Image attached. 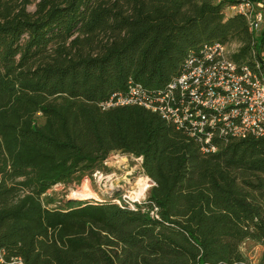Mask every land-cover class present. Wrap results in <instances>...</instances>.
Instances as JSON below:
<instances>
[{"label":"trees","instance_id":"trees-1","mask_svg":"<svg viewBox=\"0 0 264 264\" xmlns=\"http://www.w3.org/2000/svg\"><path fill=\"white\" fill-rule=\"evenodd\" d=\"M235 1L0 0V248L25 264H253L241 246H264V137L203 155L151 110L101 107L164 89L206 44L252 62L264 28L228 15ZM115 152L142 159L145 202L45 199Z\"/></svg>","mask_w":264,"mask_h":264},{"label":"built area","instance_id":"built-area-1","mask_svg":"<svg viewBox=\"0 0 264 264\" xmlns=\"http://www.w3.org/2000/svg\"><path fill=\"white\" fill-rule=\"evenodd\" d=\"M221 1V0H218ZM231 14L245 17L250 33L264 28V2L236 0ZM236 48L213 42L190 52L181 72L164 89L149 91L129 85L101 104L103 110L137 105L183 130L203 155L218 152L231 140L264 137V42L252 62L232 59ZM0 264H25L0 248Z\"/></svg>","mask_w":264,"mask_h":264},{"label":"rangeland","instance_id":"rangeland-1","mask_svg":"<svg viewBox=\"0 0 264 264\" xmlns=\"http://www.w3.org/2000/svg\"><path fill=\"white\" fill-rule=\"evenodd\" d=\"M20 1L23 2L24 0ZM38 1L29 0L30 3L27 5V9L34 11ZM228 15H232L231 12L228 11ZM231 46L236 48L237 44L233 43ZM146 185V189H143ZM153 185L154 182L143 172L141 158L115 152L110 154L104 162L102 170L83 175L79 177V180L69 184L60 183L53 186L45 195V199H54V202L50 204L54 206L59 204L60 200L79 199L74 197L75 193L90 190L95 193V197H93L95 200L105 196L119 195L118 203L135 207L136 203L146 201ZM241 249L253 264H257L264 259V246L261 244L246 241L242 244Z\"/></svg>","mask_w":264,"mask_h":264},{"label":"bare ground","instance_id":"bare-ground-1","mask_svg":"<svg viewBox=\"0 0 264 264\" xmlns=\"http://www.w3.org/2000/svg\"><path fill=\"white\" fill-rule=\"evenodd\" d=\"M144 183V182H143ZM145 185V183H144ZM147 185L143 188L146 189ZM88 189V188H87ZM75 198H79V199H89V198H93L95 197V193H93L90 190H85V191H80L74 194ZM144 197V196H143ZM142 197V198H143ZM137 200V199H136ZM139 200V199H138Z\"/></svg>","mask_w":264,"mask_h":264}]
</instances>
